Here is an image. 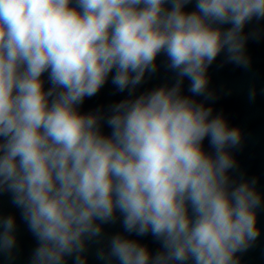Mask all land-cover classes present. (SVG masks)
Masks as SVG:
<instances>
[{
  "label": "clouds",
  "instance_id": "9594fccd",
  "mask_svg": "<svg viewBox=\"0 0 264 264\" xmlns=\"http://www.w3.org/2000/svg\"><path fill=\"white\" fill-rule=\"evenodd\" d=\"M188 3L0 0V191L12 193L38 242L31 264H86L85 241L117 211L126 232L151 233L163 251L153 256L117 234L97 252L109 264H239L236 254L259 237L256 181L229 175L240 129L180 92L186 77L193 95L213 99L207 70L222 51L250 65L243 29L264 19V0H196L186 13ZM224 24L232 26L214 27ZM161 52L176 85L114 105L110 136L101 116L79 114L113 69L119 91L134 89ZM206 138L214 155L203 150ZM15 228L14 217L0 218V252L15 247Z\"/></svg>",
  "mask_w": 264,
  "mask_h": 264
},
{
  "label": "water",
  "instance_id": "95a60500",
  "mask_svg": "<svg viewBox=\"0 0 264 264\" xmlns=\"http://www.w3.org/2000/svg\"><path fill=\"white\" fill-rule=\"evenodd\" d=\"M165 8L170 10L171 4H165ZM183 10L186 13L197 11L196 0H191ZM231 26V24L214 25L224 30ZM243 35L247 36L245 54L250 59L247 68L227 62V54L222 51L207 70L208 89L214 94V98L205 100L203 96L193 95L189 91L190 81L186 77L181 84L180 94L194 99L197 103H203L205 107H211L213 117L221 115L230 128H238L241 131V145L229 149L237 165L234 170H230L229 175L237 183L255 179L254 187L262 199L261 206L256 209L260 235L247 251L239 252L236 256L239 264H264V19L254 18L246 24ZM155 64L157 66L155 72H146L140 84L134 89L130 86L124 91H119L112 83L116 72L113 69L100 90L92 97H85L83 102L77 105V111L81 115L101 116L100 131L103 135L110 136L112 129L106 121L113 114L114 105L125 100H134L162 87L171 89L176 85L179 77L175 70L168 67L169 59L164 52L157 55ZM41 80L44 91L53 87L49 72L43 73ZM253 90L255 98L250 99V92ZM53 98L49 97V101L51 102ZM202 147L207 154L214 155V149L209 145L207 138L203 141ZM21 211L12 203L11 192L0 191V218L12 216L16 221L14 231L16 245L10 253L0 252V264H31L34 249L38 247L36 238L22 219ZM189 214L191 215L190 207ZM116 217L115 223L101 225L102 233L99 237L85 241L86 250L82 255L86 264H109L108 261L98 259L97 252L101 249L107 252L111 237L117 234L146 246L153 256L163 251L161 242L151 233L144 236L128 233L124 230L123 217L119 211L116 212ZM97 223L99 224L100 221ZM65 264H74L73 258L66 257ZM110 264H119V262L112 259ZM186 264H194V262L190 260Z\"/></svg>",
  "mask_w": 264,
  "mask_h": 264
}]
</instances>
